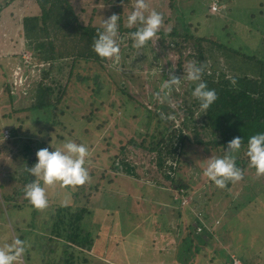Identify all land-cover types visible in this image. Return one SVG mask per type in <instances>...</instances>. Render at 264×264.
I'll return each mask as SVG.
<instances>
[{"label": "trees", "instance_id": "obj_1", "mask_svg": "<svg viewBox=\"0 0 264 264\" xmlns=\"http://www.w3.org/2000/svg\"><path fill=\"white\" fill-rule=\"evenodd\" d=\"M178 1L180 4L182 0ZM211 1H214L217 6H220L218 14L224 13L225 9L220 3L221 0ZM115 2L116 5L112 8L113 14L120 15L117 21L118 40L120 44V65L129 59L133 60L132 54H134V51L137 52L134 60L136 62L141 60L140 63L142 64L147 59L144 52L148 48L151 49L152 39L146 42L142 48L134 47L132 40L127 34L135 31L137 25L131 28L126 24L122 25L123 11H121V1L118 0ZM108 3L110 2L108 1ZM145 3L147 4L146 15L148 8L151 11L158 10L157 6L152 5V0H145ZM170 3L171 0L168 3L171 8ZM11 5H13L11 7L12 9H7ZM21 5H24V7ZM17 8H20L21 12ZM97 9V7L90 9L89 19L83 24L82 13L76 10L72 0H0V15L9 19V16L14 14V20H21V34L26 40L25 46L35 52L39 61L36 64H42L40 66L42 71L41 76L38 79L39 82L36 85L37 87L35 86L36 90L33 93V98L35 99L34 101L33 99L31 100L27 111L36 113L35 123H42L40 120L42 113L46 114L49 112L51 114L52 127L50 125V129H44V132L47 133L46 137L48 140L51 138L49 133L55 132L56 136V134L62 131L70 137L74 132L68 126L72 122L76 123L74 118H77L81 109L76 106L78 102L75 99L69 98L68 88L70 77L76 71L74 67L79 61H84L87 63L86 65L91 64L88 66L90 68L99 67L107 71V76L116 85L115 89L118 90V94L125 97L124 106L129 111L128 115L131 122L129 123L130 126H133L131 127L132 131L136 132V127L142 123L139 120H146V117L151 124L152 122L154 124V132L157 135L152 137L155 139V142L152 141L145 145L144 140L137 144L130 139L125 145L123 144L119 148L118 154L108 160L109 165L107 169L111 170L115 177H110L106 173H102L101 176L99 174L97 175L98 168L95 164L99 163L98 158L101 155L95 151L89 153L85 166L87 169L92 167L90 169V175H88L89 177H98L97 183L94 184L95 193L98 192L100 185H102L103 190L109 189L117 178H129V180L142 178V180L150 184L146 188L149 192L153 190L151 189L152 186H156L158 188L174 189L179 196H186L189 192L187 189L190 187L191 177L186 179L183 168L184 162H187L186 159H183L185 147L194 145L199 148H209L210 150L222 152L226 150L227 142L237 136L241 137V149L239 150L238 157L235 158V164L241 171L240 180L243 181L244 176L242 174L245 172V169H248V172L255 171L254 168L249 166L246 146L247 140L251 135L264 132V53L260 55V52L254 53L246 48L239 47L234 44V35L226 34V37H224L226 43H221L213 35L196 36L192 33V25L183 16L181 5H179L177 9L173 8L171 10L173 19L171 16H163L164 20L156 34V45L169 49L172 54L174 67L176 68L175 72L161 70L160 73L157 71L143 73L142 70L134 69L130 65L129 68L131 70L129 74L120 73V70L118 71L117 69L109 67L112 63L110 59L99 58L92 50V43L97 35V30L102 29L101 13ZM209 11H207L205 18L208 17L209 19L217 16V14L211 15L208 13ZM210 12L215 13L216 11ZM125 18L126 16H124L123 20ZM105 19L106 17L104 16ZM1 21L0 27L3 28L5 25ZM242 50L246 51V53L242 52ZM68 57H71L69 62L66 59ZM190 62L202 66V80L208 88L216 91L217 99L204 112L199 110L198 102L191 96V91L194 87L192 82L182 80L180 85L173 88L164 101L158 100L154 95L159 90L162 80L168 77L170 71L177 77H180ZM140 63L138 65L133 64V66H140ZM151 65L149 63L148 66L152 67ZM54 70L57 75L54 73ZM121 74L124 75L122 76ZM64 75H66V79L63 77ZM3 76L6 80L8 77L10 78L6 71L3 72ZM78 79L81 81L83 78ZM9 80L6 88H3L4 91L3 89L0 90V104L4 102V92L6 97H14L11 91V81ZM233 80L235 81L234 83H232ZM134 88L137 89V94L134 93ZM70 99L75 106L69 104ZM113 104L111 102V109L114 108ZM98 109H101V107ZM17 111L20 110H14V112ZM169 115L174 118L171 120L164 118ZM78 118L83 123H88V121L96 122L93 127L97 128V132H100L98 128L99 124L101 126L106 124L99 119V116L92 113L82 115ZM7 121V125L4 126L7 129L4 130L9 132L10 137L3 140L6 142L11 140L12 135L16 133L11 131L16 127H13L9 120ZM15 121H19V119H15ZM156 121H160V123H154ZM23 124L26 123L21 121L20 125L22 127ZM42 129L43 127L39 129L40 132L43 131ZM83 129L86 132L89 131L86 128ZM146 136L147 130H145L143 139ZM92 148H94L92 142L87 144L88 151ZM22 151H17L14 159L10 158L6 162V165L10 167L7 170L6 178L2 182H6L7 180H10V182H6L8 183L7 185L4 182L3 192L5 193L1 196V205L2 207H5V205L8 207L5 211L8 217L11 214L9 209L20 210V207L24 206L15 201L18 197L13 198L14 195L20 196L24 194V190L21 191L18 188V192H16L12 189L14 183L28 184L30 181L36 179L27 172V167L35 162L29 160L30 150L28 143ZM18 160L20 162L16 163ZM168 160L173 161V163L167 164L166 161ZM190 165L192 166L191 162ZM258 176L262 179L264 178V174ZM129 182L131 184L130 186L134 188V183L132 181ZM88 183V187L84 184L72 186L74 190L72 193L73 204L78 205V207H73L74 205L71 207L62 206L63 208L61 210L58 209L57 216L55 214L50 215L51 219L48 227L44 224L47 223L46 221L41 224V226H44L42 228L44 234L50 230L49 241L53 246L50 248L48 256L50 257L51 253L54 256L50 258L47 264L74 263L75 256L72 251L75 250L84 252L83 254L85 255L82 260L84 264L90 263L91 256L87 257V254L91 251L90 254L93 255V250L95 249L93 245L94 235L87 228H81L82 219L92 209V206H85L90 205L87 204L86 200H89L91 197V194H88L89 192L86 193V191L94 188L90 185V179H88ZM235 184L236 181H227L224 188L225 190L234 189ZM215 187L217 188V186ZM118 189L122 191V188ZM257 195L261 196V199L264 200V181L260 185ZM145 197L148 196L145 195ZM148 200L147 198L146 201L148 202ZM181 202L179 199H174V203L178 204V216L180 219L179 223H177L178 244L175 243L173 245V250H177L179 253L181 252V259L178 257L181 262L184 263V261L190 259L191 264H197L199 260L198 253L209 244L213 232H210L208 229L210 223L208 222L207 215L203 211L200 217L193 216V211L189 209V205L181 204ZM25 205L31 207V209L33 208L29 202ZM147 206L150 208V205ZM148 207L145 208L151 211ZM203 207L204 205L202 209ZM72 209H75V211H72ZM165 209L160 207V210L164 211ZM33 212L37 213V209L34 208ZM157 213L154 214L158 215L156 216L158 221L160 218L164 219L162 215ZM72 216L74 220H72ZM182 216L190 217V221H186L185 226L181 221ZM20 223L26 224L25 220L16 222L14 225L15 229L18 231L19 239L26 240L25 235L21 233L23 227H18ZM27 226L29 227V225ZM108 237H111V235ZM14 239H16L15 233L13 238L4 239L5 244H11V240ZM56 244L59 246V257L57 258H55L57 251L55 249ZM96 250H94L95 253ZM234 252L242 264H255V261L258 260V258H255L256 256L245 259L246 254H240L236 250ZM225 260L230 264L236 261L232 257L229 259V255H227Z\"/></svg>", "mask_w": 264, "mask_h": 264}, {"label": "rangeland", "instance_id": "obj_2", "mask_svg": "<svg viewBox=\"0 0 264 264\" xmlns=\"http://www.w3.org/2000/svg\"><path fill=\"white\" fill-rule=\"evenodd\" d=\"M115 1L118 0H72L76 10L82 13L83 24L89 19L92 7L98 8L97 10L101 13L100 17L102 21L104 20V16L107 19L113 15L112 8L116 5ZM119 1H121L122 5L121 11H123V25L126 24V18L124 20L123 18L132 10L135 0ZM152 2V5L158 7L156 12L160 13L162 21L164 20V15L171 16L173 19L171 10L173 8L177 9L181 5L183 16L188 23H191V31L196 36L213 35L221 43H226L224 41L226 40L224 38L226 37L225 35H234V44L254 53L260 52V55L264 53V0H221L220 3L225 10L224 13L219 14L220 6H217L211 0H182L180 4L178 0H171V8L168 4L169 0H152ZM212 5L216 6V12L212 11L215 13L210 12ZM21 6L24 7V5ZM11 7L13 5L7 7V9L11 10ZM147 11L150 12L151 10L148 8ZM207 11L211 15L217 14V16L209 19L208 17L205 18ZM11 13L13 14V12ZM14 16L13 14V17L8 19L0 15L1 23L5 26L10 25L8 23L11 20L15 23ZM194 29H196L195 32ZM156 40V36L152 38L151 49L145 50L144 54L147 56L145 62H142V64L140 63L141 60L136 62L134 59L137 56V52L134 51V54H132L133 60L129 59L122 65L119 62L118 67L120 71H118L129 74L131 70L129 67L132 65V68L140 69L143 73H153L158 68L166 72L169 70L175 72L176 68L174 67L172 54L169 49L156 45ZM28 48L22 49L20 51L21 55L17 53L14 56L16 60L12 67L15 68L16 63L20 60V56L26 53L31 56L30 63L39 65V67L34 68L31 66L29 72L27 69H24L27 71L26 73H20L19 71L16 77L19 84L17 86L18 92H12L13 98L6 97L4 92L3 100L5 103L0 104V134L4 136V129H7L4 126L7 125V120L12 123L13 127H16L14 130H11L16 132L12 135L11 140L6 142L0 137V247L4 246V239L13 238L14 233L16 238H19L18 231H16L14 225L16 222L25 220V225L23 223L18 224V227H23L21 233L25 235L27 241L24 240L26 243L25 251L17 264H47L50 258L54 256L52 253L50 257L48 256L50 248L53 246L49 241L50 230L44 234L42 229L44 226H41V224L46 221L47 223L44 224L48 227L51 219L50 215L55 214L57 216L56 213L58 209L61 210L63 208L62 206L71 207L74 205L73 207H78V205L73 204V187L62 186L58 182L48 186L41 182L48 200L47 206L43 209H37V213H34V208L31 209V207L25 205L28 201L25 199L24 194L20 196L14 195L13 198L18 197L15 201L24 206H21L20 210L9 209L11 214L8 217L5 212L8 207L6 205L2 207L1 205V196L5 193L3 192L5 181H2L6 178L7 170L10 167L6 165V162L10 158L14 159L17 151L23 152L22 149L27 143L30 150L29 160L33 162L35 161V153L40 148L48 147L49 151H52L66 140H72L75 143L81 142L86 147L87 144L92 142L94 148L90 149L89 153L95 151L101 155L98 158L99 163L95 164L98 168L96 174L101 176L102 173H106V175L113 177L114 173L107 169L109 165L108 160L118 154L119 148L123 144L125 145L127 141L132 139L137 144L144 140V144L147 145L152 141L155 142L152 136L157 134L154 132L155 127L153 122L151 124L147 117L146 120H139L142 121L141 125L137 122L140 126L136 127V132L132 131L131 127L133 126H130L129 111L124 106L125 97L118 94V90L115 89L116 85L107 76V71L99 67L90 68L88 66L91 64L86 65L87 63L84 61H79V63H76L77 66L75 65L74 67L76 71L70 77V82L68 81L69 98L75 99L78 102L76 106L81 109L77 118H74L76 123L72 122L69 126L65 125L69 129L74 130V132L70 137L61 130L56 136L55 132L49 133L51 135L50 140H52H48L44 129H50L49 126L52 124L50 119L51 114L49 112L46 114L42 113L40 117L42 123H35L36 113L31 110H29L31 112L27 111L29 103L32 99L33 101L35 99L33 98V93L36 90V85L42 72L40 69L42 64H36L39 62L37 56L34 51ZM242 52L246 53L244 50ZM1 57L5 58L3 55ZM71 57L66 58L67 62L70 61ZM139 63L142 66H133V64L138 65ZM149 63L152 64V67L148 66ZM18 66L23 67L22 58L21 64ZM12 67L11 70L7 71L11 77L12 74L14 75ZM109 67L116 69L112 67V63ZM4 69L5 72L8 67L5 66ZM54 73L57 75L55 70ZM124 74L121 75L123 76ZM11 77H8V79L11 80ZM63 77L66 79V75ZM78 78L83 79L80 81ZM8 79H4L0 72V90L6 88ZM136 92L138 91L134 88V93L137 94ZM71 99L69 100V104H73ZM111 102L114 103L113 109L110 108ZM100 107L101 109H98ZM14 110L20 111L14 112ZM89 113L96 114L100 120L106 123L103 126L99 124L98 128L100 132H97V128L93 127L96 122L88 121V123H83L78 118ZM15 119H19V121H15ZM21 121L26 123L23 124V127L20 125ZM154 123H160V121ZM41 127H43L42 132L39 130ZM58 127L61 128L60 126ZM83 128L89 131L86 132ZM145 130H147V136L143 139ZM224 152H217L209 148H199L194 145L185 147L183 159H186L187 162H184L183 168L186 179L191 177V184L187 189L189 192L186 196H179L174 189H164L156 186H152L151 189L153 190L149 192L146 188L150 184L142 180V178L131 180L129 178H117L109 189L103 190L102 185H100L98 188L100 191L98 190L95 193L94 184L97 183L98 177L92 176V178L90 176V185L94 188L86 191V193L89 192L88 194H91V197L89 200H86L87 204L90 205L85 206H92V209L82 219L81 224V228H87L94 235V250L97 249L96 253L93 250V255L90 254L91 251L87 254V257L91 256L89 264H191L190 259H187L184 263L181 262L179 260L181 259V252L173 250V245L175 243L178 244L177 223H179L180 219L178 216V204L174 203V199L182 201L181 204L189 205V209L193 211V216L200 217L203 211L208 217V222L210 223L208 229L210 232H213V235L206 248L198 253L199 260L197 264H230L225 260L227 255H229V259L231 257L236 259V261H233V264H242L237 259L234 250L240 254H246L245 259L256 256L255 258H258V260L255 261V264H264V200L261 199V196L257 195V191L260 185L263 184L264 178L259 177L255 171L248 172V169H245V172L242 174L244 176L243 181H236L234 189L225 190L224 187L216 188L211 181L203 176V168L206 166L208 159L220 157L224 155ZM238 155L239 151L235 153V158ZM19 162L20 160L16 163ZM91 168L87 169L88 175H90ZM105 169L107 170L105 171ZM115 175L117 174L115 173ZM129 181L134 183V188L130 186ZM6 182H10V180ZM6 182L5 185L8 184ZM88 184V181L84 183L86 187H88ZM25 185L14 183L12 189L18 192L17 189L19 188L22 191ZM118 188H122V191L120 190V192ZM145 195L148 197H145ZM147 198L149 199L148 202L146 201ZM90 200H94V202L91 203ZM147 205H150V208ZM145 207H148L151 211H148ZM160 207L166 209L163 211L160 210ZM72 211H75V209H72ZM157 211L159 212L157 213ZM72 213L74 214V212ZM154 213L162 215L164 219L160 218L158 221L156 218L158 215ZM72 220H74L73 216ZM162 220L165 222L163 223ZM188 220L190 221V217L188 216L181 217L184 226ZM202 221L204 220L202 219ZM233 227L235 228L234 230ZM109 235L111 237H108ZM55 246V249H57L55 258H57L59 257V246L57 244ZM72 252L75 257L74 263L71 264H84L82 262L85 255L83 254L84 252L80 250Z\"/></svg>", "mask_w": 264, "mask_h": 264}, {"label": "clouds", "instance_id": "obj_3", "mask_svg": "<svg viewBox=\"0 0 264 264\" xmlns=\"http://www.w3.org/2000/svg\"><path fill=\"white\" fill-rule=\"evenodd\" d=\"M147 4L145 0H135L132 10L126 16V25L132 27L137 25L135 31L127 35L136 48H142L146 42L154 38L158 28L162 23L160 13L152 10L145 15ZM120 15L113 14L102 21V29L97 30V35L92 43V50L102 59H110L112 67L119 70L120 44L118 40V19ZM155 71H161L160 68ZM25 71L24 73H26ZM29 72V70H28ZM202 66L195 63H188L183 75L177 77L171 71L166 79L162 80L155 97L164 101L173 88L178 87L182 80L192 82L194 87L191 96L198 102L199 110L206 111L217 99L216 91L207 87L202 80ZM39 76V75H38ZM11 86L13 74L11 77ZM235 81L233 80L232 83ZM25 85V84H24ZM18 92V91H17ZM173 119L171 115L164 117ZM2 140L5 137L0 134ZM241 149V137H233L227 142L224 155L207 160L203 168V176L211 181L218 188H223L227 181H238L241 179V171L235 164V153ZM246 155L249 166L254 168L260 175L264 174V132L251 135L247 140ZM89 151L85 144L75 143L66 140L52 151L48 147L40 148L35 153V162L27 167V172L36 179L25 185L24 197L35 209H43L47 206L48 200L45 196V189L41 186H51L59 183L62 186H78L88 181V171L86 168ZM172 164L173 161H166ZM26 243L24 240L16 238L11 244L0 247V264H17L19 258L24 253Z\"/></svg>", "mask_w": 264, "mask_h": 264}, {"label": "crops", "instance_id": "obj_4", "mask_svg": "<svg viewBox=\"0 0 264 264\" xmlns=\"http://www.w3.org/2000/svg\"><path fill=\"white\" fill-rule=\"evenodd\" d=\"M18 9L20 11V8H17V10ZM8 14H10V13H8ZM12 17H13V15L9 19H11ZM14 21H15V23H13V20H11L8 23L10 25L4 26L3 28L0 27V57L2 55L5 56V58L1 57V60H0V72H1L2 77H4L3 76V72L5 70L4 67L5 66L8 67L6 72L8 70H11V67L15 64V60H16L14 58V56L17 53H20V51L22 49L26 48V47H24L26 44V40L23 38V36L21 34V29H22L21 20L20 21L14 20ZM20 55H21V53H20ZM20 64H21V56H20V60L16 63L15 66L17 67ZM15 68H13V70ZM7 75H8V73H7Z\"/></svg>", "mask_w": 264, "mask_h": 264}, {"label": "built area", "instance_id": "obj_5", "mask_svg": "<svg viewBox=\"0 0 264 264\" xmlns=\"http://www.w3.org/2000/svg\"><path fill=\"white\" fill-rule=\"evenodd\" d=\"M216 10V6L215 5H212L211 6V11H215ZM21 58H22V61H23V67H20V66H17L15 69H14V75H13V81H12V86H11V91L12 92H17L18 91V83H17V75H18V72L20 71V73H24L25 72V70L24 69H27V71L29 70L30 71V67L32 66V67H34V68H37V67H39V65H34L33 63H30V61H31V56L30 55H28L27 53L26 54H22V56H21ZM33 69V68H32ZM4 137L7 139L8 137H10V135H9V132L8 131H5V133H4Z\"/></svg>", "mask_w": 264, "mask_h": 264}]
</instances>
